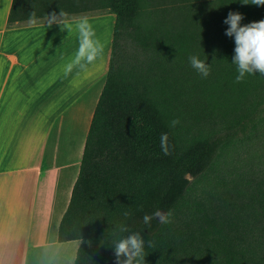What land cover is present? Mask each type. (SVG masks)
Wrapping results in <instances>:
<instances>
[{
  "label": "trees",
  "instance_id": "16d2710c",
  "mask_svg": "<svg viewBox=\"0 0 264 264\" xmlns=\"http://www.w3.org/2000/svg\"><path fill=\"white\" fill-rule=\"evenodd\" d=\"M61 10L116 16L105 85L59 226L60 242L80 240L74 264H116L112 242L131 232L145 239L144 264H264V76L236 82L224 23L230 11L244 14L242 25L264 19V6L14 0L9 23ZM193 55L210 66L208 77L191 67ZM156 209L170 211L171 223L153 219L147 228L142 217Z\"/></svg>",
  "mask_w": 264,
  "mask_h": 264
},
{
  "label": "crops",
  "instance_id": "0c3cea01",
  "mask_svg": "<svg viewBox=\"0 0 264 264\" xmlns=\"http://www.w3.org/2000/svg\"><path fill=\"white\" fill-rule=\"evenodd\" d=\"M14 0H0V264H74L80 240L60 242L59 226L79 175L93 114L105 85L116 16L67 15L9 23ZM87 17L104 53L91 75L65 73Z\"/></svg>",
  "mask_w": 264,
  "mask_h": 264
},
{
  "label": "clouds",
  "instance_id": "9594fccd",
  "mask_svg": "<svg viewBox=\"0 0 264 264\" xmlns=\"http://www.w3.org/2000/svg\"><path fill=\"white\" fill-rule=\"evenodd\" d=\"M243 4H253L264 6V0H241ZM67 14L61 10L59 14L52 13L48 15V27L59 24L61 30H69L71 35L73 28L66 19ZM244 14L238 11H230L224 20L228 25L225 35L234 38L235 48L232 63L236 65L238 75L236 82H242L246 75H255L259 73L264 76V19L252 21L242 25ZM32 25H36L38 19L35 11L29 16ZM75 31L78 36V47L73 58L65 65V73L70 74L73 70H79L85 75V78L91 75V68L97 65L103 57L104 43L96 36L95 29L87 17H81L75 22ZM191 67L198 72L201 77L210 75V66L204 61L193 55L189 57ZM179 119L170 122L171 127L179 124ZM161 150L164 155H170L168 143V134L162 133L160 137ZM127 215V214H126ZM171 212L156 209L153 213H145L142 217V223L151 228L153 219L161 224L171 223ZM117 229L120 232H129L126 224H118ZM91 242L89 241V244ZM116 264H144L145 239L140 232H131L127 236L112 242Z\"/></svg>",
  "mask_w": 264,
  "mask_h": 264
},
{
  "label": "rangeland",
  "instance_id": "374dc122",
  "mask_svg": "<svg viewBox=\"0 0 264 264\" xmlns=\"http://www.w3.org/2000/svg\"><path fill=\"white\" fill-rule=\"evenodd\" d=\"M166 6L171 8L170 4H166ZM186 11H188L191 15H200L203 18H206V19L209 17V14L207 12L204 11L202 13H199L200 10H198V8H195V7H191V8L189 7V8L186 9ZM166 16H167V18H170L172 16H175V13H173L172 9H169L168 11H166ZM239 164H237V165H239ZM190 179L193 180L192 177H190Z\"/></svg>",
  "mask_w": 264,
  "mask_h": 264
},
{
  "label": "water",
  "instance_id": "95a60500",
  "mask_svg": "<svg viewBox=\"0 0 264 264\" xmlns=\"http://www.w3.org/2000/svg\"><path fill=\"white\" fill-rule=\"evenodd\" d=\"M163 211H166V210H163ZM109 264H114V260H112Z\"/></svg>",
  "mask_w": 264,
  "mask_h": 264
}]
</instances>
